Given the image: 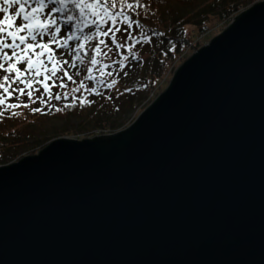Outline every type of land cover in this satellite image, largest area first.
<instances>
[{"label":"water","instance_id":"95a60500","mask_svg":"<svg viewBox=\"0 0 264 264\" xmlns=\"http://www.w3.org/2000/svg\"><path fill=\"white\" fill-rule=\"evenodd\" d=\"M0 264H264V0L123 129L0 165Z\"/></svg>","mask_w":264,"mask_h":264},{"label":"snow or ice","instance_id":"6c2138e0","mask_svg":"<svg viewBox=\"0 0 264 264\" xmlns=\"http://www.w3.org/2000/svg\"><path fill=\"white\" fill-rule=\"evenodd\" d=\"M10 9H15L14 14H10ZM125 9L133 10V3L128 0H0V13L3 14V19H0V70L7 73L0 80V90L8 97L18 92L21 96L26 94L32 98L34 84H40L42 93L38 99L40 104L45 105L53 99L67 100L70 95L65 92L63 97L60 94L53 96L45 81L52 80L55 85L56 81H63L66 77L75 84L74 77L83 75L79 86L71 90V102L64 106L70 108L76 106L78 98L75 93L82 89L90 94L101 95L98 87L86 88L85 81L113 88L116 80H106V77L113 75L111 71H106L110 67L109 61L112 65L123 68L128 56L119 60L113 58L120 55L118 50L125 45L118 43L113 28L106 26L109 23L115 26L119 21L129 29L134 23L138 29L144 28L140 21H133ZM17 17L23 21L19 26L15 23ZM62 26L67 33L66 38L60 36ZM115 31H119V28ZM110 33L113 47H109L104 39ZM45 37L48 42H43ZM9 39L11 42H8ZM128 39L134 40L135 37L129 34ZM141 39L147 42L150 37L141 32ZM51 44L62 50L59 57L52 51ZM7 50H11V55ZM128 51L132 53V48L129 47ZM65 55L70 60L63 59ZM18 64H26L23 71ZM71 69L76 71L70 75ZM59 87L66 88L67 85L60 83ZM35 90L40 91L39 88ZM45 94L47 100L44 99ZM32 103H36V100H32ZM88 103L90 101L86 98L79 99L80 106ZM5 104V99L0 96V106ZM17 107L15 103L7 104V109ZM24 107L27 108L28 105L25 104ZM33 111L40 112L41 108H34Z\"/></svg>","mask_w":264,"mask_h":264},{"label":"trees","instance_id":"16d2710c","mask_svg":"<svg viewBox=\"0 0 264 264\" xmlns=\"http://www.w3.org/2000/svg\"><path fill=\"white\" fill-rule=\"evenodd\" d=\"M256 1L128 0L133 3L134 9L125 11L134 21H140L144 25L145 34L154 36L157 42L144 73L128 81L127 86L140 91H152L176 58L201 32L218 24L226 26L237 12ZM187 25L192 26L190 33L185 29ZM60 108L61 111L54 109L44 116L32 113L21 120L13 114H4L2 119L11 120L16 126L0 123V132L4 133L0 136V165L28 154L26 152L45 145L57 136H74L80 130L95 127H107L111 132L126 127L125 117H115L112 113L106 115L93 102L80 106L77 101L75 107ZM17 121L20 122L15 123Z\"/></svg>","mask_w":264,"mask_h":264},{"label":"rangeland","instance_id":"374dc122","mask_svg":"<svg viewBox=\"0 0 264 264\" xmlns=\"http://www.w3.org/2000/svg\"><path fill=\"white\" fill-rule=\"evenodd\" d=\"M261 1V0H257ZM256 1V2H257ZM15 9H10V14H14ZM48 10H46L47 12ZM238 13V12H237ZM236 13V14H237ZM235 14V15H236ZM234 15V16H235ZM233 16V17H234ZM232 17V18H233ZM0 19H3V14L0 13ZM132 19V18H131ZM133 20V19H132ZM134 21V20H133ZM231 21V20H230ZM230 21L227 23V25L230 23ZM22 19L20 17H17L16 19V26H19L22 23ZM226 25V26H227ZM226 26H222L221 24L215 25L214 27H209L208 29H205L204 32H201L195 40L191 43L190 46H188L184 52L179 55L174 63L171 65V67L168 69L162 80L158 83V85L152 90V91H140L136 89L129 88L127 86V82L133 79L135 76L139 74H143L145 71L146 66L149 64V61L151 59L153 48L156 45L157 39L154 36L147 35L150 37V39L145 42L141 39V32L145 34L144 29H138L135 26V23L133 24V27L129 29L127 25L120 23L118 21L117 25L113 26L109 23V25L106 26V28L111 27L113 28V31L115 33V36L117 38L118 43H122L125 45V47L119 49L120 55H116L113 58L115 60L121 59L123 56H128V59L124 63V67L121 68L118 65H112L110 63V67L106 71H111L113 75L111 77H106V80L110 82L111 80L115 79L116 84L113 86V88L109 89L106 86H100L95 84L93 81H85L86 88L90 87H98L101 95H96L94 93H89L85 90H81L80 92L75 93L76 97L79 99L86 98L91 103H95L98 105V108L100 112L105 113L106 115H109L112 113V115L125 117V125L127 126L130 124V121H133L135 117L146 107L148 104L161 92L164 90V88L167 86L174 70L179 66L190 54H192L195 50L200 48L203 44L207 43L213 36L220 33ZM116 28H119V31H115ZM187 33H190L192 31V26L187 25L185 27ZM87 31V29H85ZM23 34V33H22ZM131 34L133 37H135L134 40H129L128 36ZM67 33L62 28V31L60 33L61 38H66ZM111 35L109 34L108 37H104L106 43H108L109 47H113L111 44ZM146 35V34H145ZM139 41V43H136V41ZM8 42H11L10 39ZM43 42H48V38L45 37ZM72 43V42H70ZM199 45L198 48L195 46ZM50 47L52 48V51L56 53L57 57L60 56V53L62 50L57 49L54 44H51ZM132 48V53H129L128 48ZM196 48V49H195ZM9 52V55H11V50H7ZM39 51V49H37ZM63 59L70 60V58L65 55L63 56ZM7 66V65H6ZM18 67L21 68V71L26 67V64H18ZM65 68L67 70V66L65 65ZM76 69L69 70V74L71 75ZM127 73V75H125ZM3 70H0V80H2L3 75H5ZM59 74V73H58ZM39 79L43 80V77H40ZM54 79V78H53ZM83 79V75L80 77H74V80L76 83H72L71 81H68L65 77L63 81H56L55 85L53 84L52 80L45 81L49 84V89L52 92L53 96L56 94H60L63 97V94L65 92H69L70 95L67 100L61 99L60 101H56L53 99L49 104L42 105L39 102V97L42 93V85L40 84H34L33 86V97L29 98L26 94L21 96L18 92H14L12 97H8L7 94L3 93L2 90H0V96H3V98L6 101V104L3 106H0V112L3 114L0 115V123L5 122L4 124H9L12 126H16L13 123H11V120L9 119H2V116L4 114H13L18 119H26L30 114L35 113L37 115L44 116L45 113L51 112L56 108H60L62 106H65L66 104H69L71 102V90L73 88H76L79 86L80 81ZM60 83H64L67 85L66 88L59 87ZM13 87H17L16 85H13ZM19 87H23V85H19ZM39 88L40 91H36L35 89ZM11 91V89H10ZM28 90H26L27 92ZM110 97V98H109ZM44 99L47 100V95H44ZM32 100H36V103H32ZM15 103L18 105L16 109H7V104ZM27 104L28 107L25 108L24 105ZM34 108H41L40 112L33 111ZM20 121H17L15 123H19ZM125 127V126H124ZM120 129V128H119ZM78 134L74 136H57L50 140H48L45 145L56 138L59 137H69V138H76V139H82V138H92L94 136L99 135H105L110 134L113 132H116L118 130H115L111 132L107 127L100 128H89L85 130H80ZM1 133L0 132V136ZM43 145V144H42ZM40 147H37L35 149H31L30 151L26 152L28 154H24L22 156H19L18 158L14 159L13 161H17L21 157L25 155H31L37 153L41 148H43L45 145ZM11 161V162H13Z\"/></svg>","mask_w":264,"mask_h":264},{"label":"built area","instance_id":"2783aa9c","mask_svg":"<svg viewBox=\"0 0 264 264\" xmlns=\"http://www.w3.org/2000/svg\"><path fill=\"white\" fill-rule=\"evenodd\" d=\"M206 29H208V28H206Z\"/></svg>","mask_w":264,"mask_h":264}]
</instances>
